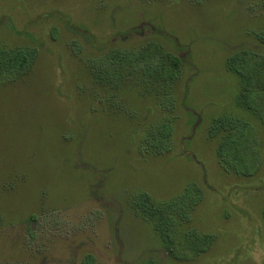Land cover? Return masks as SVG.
I'll list each match as a JSON object with an SVG mask.
<instances>
[{
  "label": "rangeland",
  "instance_id": "rangeland-1",
  "mask_svg": "<svg viewBox=\"0 0 264 264\" xmlns=\"http://www.w3.org/2000/svg\"><path fill=\"white\" fill-rule=\"evenodd\" d=\"M262 29L264 0H0V46L38 52L0 85V264H264V124L226 67L242 48L264 54ZM158 47L184 60L168 92L130 66H93L110 48ZM225 115L254 126L251 176L216 154L209 127ZM164 121L173 132L159 151L147 138ZM190 182L203 198L180 230L216 239L178 260L134 201Z\"/></svg>",
  "mask_w": 264,
  "mask_h": 264
},
{
  "label": "trees",
  "instance_id": "trees-1",
  "mask_svg": "<svg viewBox=\"0 0 264 264\" xmlns=\"http://www.w3.org/2000/svg\"><path fill=\"white\" fill-rule=\"evenodd\" d=\"M256 38L264 43V29L256 33ZM37 55V49L31 47L0 46V85L30 71ZM93 66L96 73L109 76L122 67L130 66L131 73L141 72L148 83L154 78L168 92L182 77L184 60L180 55L160 47L145 48L141 52L110 48L96 59ZM226 67L241 78V90L250 96L246 99L248 104L241 102L240 106L255 112L264 124V54L242 48L226 59ZM172 132L170 121H164L149 133L148 143L159 151H165L170 146ZM209 133L211 137H220L216 154L225 170L245 176L257 173L262 158L257 152L259 147L254 126L249 120L235 115L217 117L210 125ZM202 198V188L196 182H190L183 192L170 200L157 201L143 191L136 195L134 202L137 211L152 219L171 255L178 260H189L210 249L216 239L212 233L200 234L195 229L180 230L182 222L190 218L191 209ZM83 262L96 264L91 254L85 256Z\"/></svg>",
  "mask_w": 264,
  "mask_h": 264
}]
</instances>
